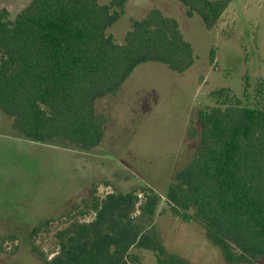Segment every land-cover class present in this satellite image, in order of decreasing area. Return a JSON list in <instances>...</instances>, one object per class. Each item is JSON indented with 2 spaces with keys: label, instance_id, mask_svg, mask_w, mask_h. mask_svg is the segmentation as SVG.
Returning <instances> with one entry per match:
<instances>
[{
  "label": "trees",
  "instance_id": "1",
  "mask_svg": "<svg viewBox=\"0 0 264 264\" xmlns=\"http://www.w3.org/2000/svg\"><path fill=\"white\" fill-rule=\"evenodd\" d=\"M207 29L232 0H179ZM125 0H29L13 18L0 6V116L19 136L58 146H97L105 119L97 98L116 92L140 63L182 72L194 60L174 17L152 8L132 22L123 42L107 33ZM252 96L198 111L200 150L174 174L164 193L144 187L94 198L89 221L71 220L55 237L45 264H138L133 248L154 264H191L168 251L154 230L165 198L170 212L200 222L229 263L264 261V80ZM227 100L228 91H218ZM38 227L32 229L35 232ZM2 239V237H0Z\"/></svg>",
  "mask_w": 264,
  "mask_h": 264
},
{
  "label": "rangeland",
  "instance_id": "2",
  "mask_svg": "<svg viewBox=\"0 0 264 264\" xmlns=\"http://www.w3.org/2000/svg\"><path fill=\"white\" fill-rule=\"evenodd\" d=\"M28 1L0 0V6L13 18ZM152 8L177 20L193 47V63L176 72L158 61L142 62L116 92L97 98L95 113L105 119L97 146L25 139L12 118L0 116V264H45L58 250L59 229L94 217V198L136 189L143 200L144 187L164 193L200 150L198 111L244 101V93L246 102H255L252 89L264 80V0H232L212 29L179 0H125L107 33L123 42L132 22ZM223 88L227 100L218 94ZM154 220L164 247L191 264H248L227 262L203 225L173 215L163 196ZM133 251L138 264L155 263L152 251Z\"/></svg>",
  "mask_w": 264,
  "mask_h": 264
}]
</instances>
